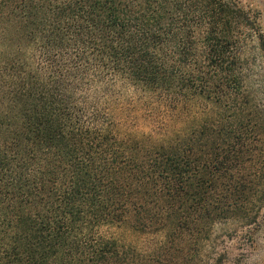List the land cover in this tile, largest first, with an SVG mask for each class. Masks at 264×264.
<instances>
[{"label": "trees", "instance_id": "obj_1", "mask_svg": "<svg viewBox=\"0 0 264 264\" xmlns=\"http://www.w3.org/2000/svg\"><path fill=\"white\" fill-rule=\"evenodd\" d=\"M249 37L238 0H0V264H225L264 221Z\"/></svg>", "mask_w": 264, "mask_h": 264}, {"label": "rangeland", "instance_id": "obj_2", "mask_svg": "<svg viewBox=\"0 0 264 264\" xmlns=\"http://www.w3.org/2000/svg\"><path fill=\"white\" fill-rule=\"evenodd\" d=\"M246 9L252 10L257 16L264 33V0H238ZM252 39V38H251ZM246 43L248 87L254 99L264 106V51L257 37ZM232 224H219L215 227L216 237L221 244L230 247V254L225 264H264V221L259 225L251 239L233 244L229 236ZM116 236L126 245L140 252L151 254L154 244L163 240L166 231L158 234H144L137 230L131 220L115 229ZM221 236V238H220ZM222 247V246H221ZM242 249L240 250V248Z\"/></svg>", "mask_w": 264, "mask_h": 264}]
</instances>
